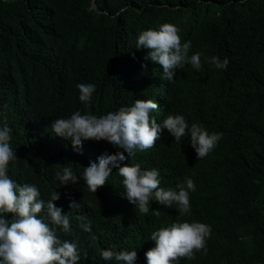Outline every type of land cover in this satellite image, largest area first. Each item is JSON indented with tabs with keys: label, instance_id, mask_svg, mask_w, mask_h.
I'll use <instances>...</instances> for the list:
<instances>
[{
	"label": "trees",
	"instance_id": "1",
	"mask_svg": "<svg viewBox=\"0 0 264 264\" xmlns=\"http://www.w3.org/2000/svg\"><path fill=\"white\" fill-rule=\"evenodd\" d=\"M164 23L179 28L182 43L191 41L189 55L202 54L199 70L185 65L172 83L161 78L162 66L144 59L147 49L136 48L142 31ZM213 56L227 58V69L209 63ZM80 83L96 86L90 106L79 100ZM136 99L159 104L150 114L158 123L180 114L189 127L223 133L200 160L189 135L176 142L166 129L155 147L124 152L120 166L157 169L162 188L193 179L189 214L154 199L149 213L136 214L115 167L96 193L83 180L61 185L56 177L64 167L80 177L90 161L123 149L83 141L74 151L52 132L54 119L75 111L99 117ZM5 123L16 154L9 177L35 185L45 202L60 195L54 203L69 215L71 231L58 236L78 238V264H116L101 259L106 249L136 250L134 264H147L150 234L185 221L212 232L206 252L178 264H264V0H0V127ZM78 215L91 221V232L79 228Z\"/></svg>",
	"mask_w": 264,
	"mask_h": 264
},
{
	"label": "clouds",
	"instance_id": "2",
	"mask_svg": "<svg viewBox=\"0 0 264 264\" xmlns=\"http://www.w3.org/2000/svg\"><path fill=\"white\" fill-rule=\"evenodd\" d=\"M179 28L164 23L158 30H144L138 35L136 48L147 49L145 60L162 66V79L172 83L177 70L185 65L193 69L201 68V53L189 55L191 41L182 43L178 34ZM209 63L216 69H227L229 61H221L218 57L210 58ZM79 100L90 106L96 86L91 83L76 85ZM160 108L151 99H136L130 107H120L99 117L90 114L82 115L75 111L70 118L54 119L50 125L52 132L61 138L71 140L73 150L79 152L83 141H107L117 149L115 153L105 152L90 161L84 167L82 176L74 174L71 167H64L63 174H56L61 185H75L83 180L87 191L96 193L105 186L112 174V167L118 168V175L123 178L124 198L135 206L140 215L149 213L151 200L169 208L175 206L180 216L190 213V192L196 190L193 179L185 177L176 189L160 187L157 169H142L140 164L120 166L126 159L124 152L132 157L137 151L145 152L156 145L163 130L180 142L182 137L190 136V145L197 159L207 157L221 140L223 133H209L202 125L193 123L191 127L185 117L180 114H169L158 123L150 114ZM11 128L5 123L0 127V264H78L80 254L77 240H61L58 230L64 233L71 231L70 218L55 201L60 195L54 191L45 202L40 198L39 189L32 184H19L8 175L10 161L16 154L10 146ZM111 165V167H110ZM178 189V191H177ZM80 204L72 202L71 209H79ZM44 212L46 215L41 216ZM157 218L160 210H152ZM12 214V219H6ZM78 225L84 232H91V221L84 223V215L76 217ZM212 229L201 222H174L170 226L161 227L150 234L148 240L155 246L145 252L147 264H178L181 258L193 259L195 252H206V243ZM96 237L93 236V239ZM101 259L115 261L116 264H134L137 259L136 250L114 251L102 250Z\"/></svg>",
	"mask_w": 264,
	"mask_h": 264
}]
</instances>
